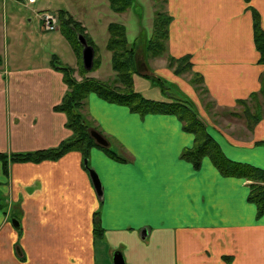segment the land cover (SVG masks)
<instances>
[{"label":"crops","instance_id":"crops-1","mask_svg":"<svg viewBox=\"0 0 264 264\" xmlns=\"http://www.w3.org/2000/svg\"><path fill=\"white\" fill-rule=\"evenodd\" d=\"M59 2L56 9H64ZM168 2L173 17L168 53L191 55L209 98L229 108L261 93L264 63L254 40L252 8L264 29V0ZM37 3L0 0L5 36L0 34V264H114L115 250L122 251L125 264H264V213L259 215L257 204L248 199L252 181L223 175L208 156L199 167L183 158L194 135L174 114L141 115L88 94L82 109L86 121L122 158L102 147L90 149L89 166L100 176L101 196L80 150L41 161L11 159L55 148L74 135L67 113L58 108L69 88L53 56L58 65L74 68L78 58L73 50L65 52L69 48L60 29L46 32L42 24H29L20 41L21 29L12 19L14 11L27 7L35 25L42 10H55ZM93 15L96 23L100 13ZM110 22L99 27L83 22L93 40L94 60H100L88 75L106 82L117 77L109 29L99 34ZM144 51L137 58L135 88L157 86L161 93L138 91L166 101L171 97L154 77L177 84L211 121L200 89L171 69L151 67L148 43ZM105 62L111 70L103 68ZM238 119L242 129L228 137L230 143L218 128L210 130L228 157L264 169V115L253 128ZM95 214L100 236L94 231Z\"/></svg>","mask_w":264,"mask_h":264},{"label":"trees","instance_id":"trees-1","mask_svg":"<svg viewBox=\"0 0 264 264\" xmlns=\"http://www.w3.org/2000/svg\"><path fill=\"white\" fill-rule=\"evenodd\" d=\"M119 2H121V4ZM110 3L114 10L124 11L130 5L131 0H110ZM252 10L254 14V40L260 51L259 62L264 63V29L261 25L259 12L255 8H252ZM58 16L60 20V31L74 49L78 58L81 76H83L82 80L78 81V79L73 76V72L76 68L65 64L58 65L57 56H53V64L63 71L65 82L68 84L69 88L58 108L67 113V125L72 128L74 135L64 140L55 148L24 154L17 153L12 156V160L41 161L47 158L55 159L68 151L80 150L84 155V160L88 159L89 164L90 149L95 146L102 147L111 156L117 157L110 148L97 143L91 135L90 124H88L82 113L86 97L89 93L95 92L110 102L127 105L132 111L138 112L141 115L147 113H167L176 115L183 122V128L195 134L194 144L184 149L182 157L192 161L195 167H199L203 157L208 156L223 175L244 177L251 180V189L248 199L257 204L259 215L264 213L263 168L249 163L235 161L227 155L225 156L218 142L214 140V137L207 131L206 125L200 118L199 113L194 111L191 106L186 103L170 102L171 100L165 101L147 98L136 90L134 76L139 73L136 51L133 46L129 45L126 27L123 24L111 22L108 26L110 32L108 48L113 51L112 64L113 69L117 72V77L114 82L110 83L88 75L92 69H95L100 64L99 59L94 60L95 62L92 69H86L83 64V45L78 41V34H84L88 42L93 45V40L86 32V27L65 9H60ZM172 19L173 17L168 14L157 12L154 22L155 29L148 44V49L151 51V55L153 54V57H158L163 53L165 49L163 43L169 38V24ZM190 58L191 55H185L180 58L172 56L169 61V66L174 67V63L178 62L180 65L175 67V73L181 74L192 68ZM196 75L199 76L198 83H202L203 78L201 74L196 73ZM155 78L159 80L158 77ZM261 92L264 97V75L262 76ZM254 95L256 96L257 94ZM248 100L249 99H239L238 102H244L246 114L243 115L250 121V123H248L250 128H253L264 115V99L263 102L259 98L256 99L258 103L254 107L255 110L251 108V104H249ZM97 218L98 216L95 214L94 231L96 236H100L103 230Z\"/></svg>","mask_w":264,"mask_h":264},{"label":"rangeland","instance_id":"rangeland-1","mask_svg":"<svg viewBox=\"0 0 264 264\" xmlns=\"http://www.w3.org/2000/svg\"><path fill=\"white\" fill-rule=\"evenodd\" d=\"M49 1L50 2H46V0H38V3L36 4V6H42L44 8L51 7L52 9H55V10H51V9H49V10L54 11L56 13H59L60 10H57L56 8H57L58 3H60L59 1H62V3L59 5H64L63 8L69 12L71 10L70 13L71 14L73 13L72 15L74 16V18L81 21L82 24L84 21L86 23H89V24L92 23L94 25V27H96V25L99 27L100 24H101V26H102V24L106 25L110 21H112V23L116 22V23L123 24L126 27V33L128 36V40H130V42H132V43L129 42V45L134 47V49L136 51V57L137 58L140 57L142 54H144V52H145L144 49L146 48V43L149 44V42L151 40V37H152L151 34H153L152 32L155 29L154 22H155V18H156L155 15H157V11L161 12V13L168 14L169 16H172L168 11V3H169L168 0H131L130 5L124 11L114 10L111 6L110 0H49ZM108 3H109V5H108ZM119 3L121 4V2H119ZM65 6L68 7L70 10L65 8ZM28 9L29 8H27V7H24V9L20 8L17 10V12L14 11V14H12L13 21L15 23H18L17 25L21 29V30H19L22 34L20 41H25L27 33H25L24 31H25L26 27L30 26L29 24H31L33 26H36V25L41 26V24H42V22H40L41 16H40L39 21L37 23H35V25H34V22L29 21V19L27 17H28V14H31V12ZM95 10H97V13H100V16L98 17V21L96 23H95V21L93 22V17H94L93 11H95ZM42 11H45V10H42ZM10 19H11V15L9 14V20ZM2 22H3V18H2V16H0V27H4ZM170 24H169V26H170ZM41 28L43 30H45L43 28V26H41ZM58 29H60V25H59ZM45 31L49 32L48 30H45ZM102 31H104V32H106V34H108V28L100 27L99 34H102ZM55 32H57V31H55ZM0 34H2L1 35L2 38L5 37L3 34V31H1ZM9 36H10V32H9ZM101 36H98L97 38H100ZM168 40H169V38H168ZM168 40L163 43L165 49H164L163 53L160 55L161 57H158V58L153 57L152 56L153 54L151 55V51H149V53L146 52L148 55L147 59H151V60H149V64L151 67L154 66L153 68H158L161 65L159 68L166 67L168 69H171L173 71V73H175V67H178L180 64L178 62H175L174 67L169 66L170 58L173 55H170L168 53V47H169ZM65 44L68 46V48L70 50L69 51L68 49H66L65 52L68 55H71L72 50H73L74 54L76 55L74 49L72 48V46L70 45L68 40L65 42ZM186 55H190V54H186ZM183 56H185V55H183ZM76 57H77V55H76ZM174 57L180 58L182 56H179V57L174 56ZM190 60H191V58H190ZM191 62H192V60H191ZM65 65H67V64H65ZM78 66L79 65H77V67H75L76 70L73 72V76L75 78H77L78 81L79 80L81 81L83 76H81L80 66L79 67ZM107 67H109V70H111V64L109 63L107 66V64L105 62L103 64V68L106 70ZM148 72H149L148 70H143V73H148ZM196 73L200 74L196 71H193V62H192V68H190L189 70H187L181 74H178V75H180V77L183 80L190 81V83L194 87L200 89V92L204 97L205 107L208 110L207 112L209 113V115L211 117V121L204 119L200 115L196 102L193 100H190V97L188 95H185L176 86L177 84L174 85V84L170 83L169 81L162 82L161 80H158L155 77H154V80L159 85L162 86L166 95L168 97H171V99H169V100H171L170 102L186 103L187 105L191 106L194 111L199 113L200 118L204 121V123L206 125L207 131L210 134L214 135V140H216L218 142V145L220 146L222 152L226 156L227 154L225 153L224 148L222 147V145L218 141V139L215 137L216 132L213 133L210 130V128H214V127L218 128L220 133L225 138L227 137L226 140L230 143L231 142L230 140L232 138L230 139L228 137L233 136L234 133H236V131H238V129H242L241 123H239V124L236 123L239 120L238 118H242L245 122L250 123V121L246 118V116L243 115V114H246V112H245L246 107L244 106V102L239 103L238 102L239 100L237 101V104L235 106L229 107V108L224 107V106H219L218 104H216V102L214 100H212L211 97L209 98L206 95V93H205L206 88L202 85L203 81H202V83H198L199 76H197ZM114 80L115 79H111L109 82L113 83ZM113 85H115V84H113ZM140 87L141 88H138V90L140 89V91H142L143 93H155V92L161 93L160 88L157 86H154V87L150 86L148 88H144L146 90H144L142 86H140ZM182 95H184V97H182ZM257 98H259L263 102L264 97H263L262 92L257 93L256 96L252 95L251 97L246 98V99H249L248 102H249V104H251V108L253 110H255L254 107L258 103V101L256 100ZM166 101H167V99H166ZM263 109H264V102H263ZM236 114H238V115H236ZM91 129H92V127L90 126V130ZM193 135H194L193 136V141H194L195 134H193ZM193 144H194V142H193ZM118 159H122V158H118Z\"/></svg>","mask_w":264,"mask_h":264},{"label":"water","instance_id":"water-1","mask_svg":"<svg viewBox=\"0 0 264 264\" xmlns=\"http://www.w3.org/2000/svg\"><path fill=\"white\" fill-rule=\"evenodd\" d=\"M78 41L83 45V51H82L83 64L86 69H92V67L94 66V55H95L94 46L88 42L87 38L82 33L78 34ZM90 132L91 135L94 137V139L97 141V143H99L100 145L105 147H108L110 145V141L106 138V136H104L97 129L92 128ZM84 163L86 166H88V170L90 172L97 194L101 196L103 194V186L98 172L96 171L95 168L89 166L88 159H85ZM16 225L18 226V223ZM113 263L125 264V258L121 250L114 251Z\"/></svg>","mask_w":264,"mask_h":264},{"label":"built area","instance_id":"built-area-1","mask_svg":"<svg viewBox=\"0 0 264 264\" xmlns=\"http://www.w3.org/2000/svg\"><path fill=\"white\" fill-rule=\"evenodd\" d=\"M40 16L42 26L45 30L53 31L58 29L60 23L58 13L51 10H45L40 13Z\"/></svg>","mask_w":264,"mask_h":264}]
</instances>
